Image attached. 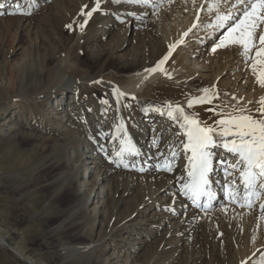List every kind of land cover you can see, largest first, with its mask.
<instances>
[{"label": "rangeland", "instance_id": "374dc122", "mask_svg": "<svg viewBox=\"0 0 264 264\" xmlns=\"http://www.w3.org/2000/svg\"><path fill=\"white\" fill-rule=\"evenodd\" d=\"M181 1H170L166 11L158 14L161 29L176 26L183 17V20L188 18L186 26L192 27L196 19L205 17L207 22L198 29L203 34L208 33L210 25L215 24V13L208 10L213 0ZM235 2L221 0L220 11L228 12ZM130 5L100 0L99 8L88 18L82 13L96 7V0H0V237L14 250L30 258L33 264H264V230L244 229L245 225H238L235 217L227 215L218 221L201 219L193 223L184 236H177L172 231L171 226H177L189 211L182 208L183 202L178 196H172L162 188L163 182L176 174L175 170L181 165L180 151L171 165L162 169L152 167L145 179L136 177L134 188L125 197L121 194L123 190H129L130 180L119 176V169L107 177L104 166L97 170L91 168L96 165V160L89 153L90 141L84 134L87 131L81 119L93 121L92 129L101 131L107 129L108 124H114L111 120L114 108L107 107L104 115V109L87 97L91 93L104 100L103 87L94 85L74 92L62 81L98 75L104 65L108 67L107 73L102 74L106 82L117 86L125 84L124 73L118 74L120 60L133 62L145 58L151 52V45L161 38L149 34L146 27H134L140 22L120 17L123 16L118 12L120 7ZM29 12L31 14H26ZM85 19L87 24L81 29L80 24ZM69 24L71 29L67 27ZM262 31L264 24L257 29L258 46ZM196 32L192 31L195 35ZM218 40L214 43L218 44ZM181 48L184 46H178L167 68L176 69L182 64L183 55L176 53ZM217 49L222 58L236 59L234 62L239 70L232 74L240 72V77L248 79L250 88L245 85L243 90L252 93L250 99L253 100L247 102L253 106L256 103V108H236L235 100L225 97L223 90L232 87L234 76H224L215 81L214 86L226 87L219 88L210 103H205L208 110L207 114L200 115L205 118L203 122L215 119L210 117V109L225 112L226 116L259 118L257 107L264 108L260 102L264 97V86L253 74L252 60L246 63L241 49L235 45ZM97 51L104 59L89 61L88 55H96ZM255 51L253 49L251 53L253 57ZM162 55L160 52L154 54L156 58ZM203 55L197 61L207 64L210 50L204 51ZM260 67L257 65L258 69ZM207 73L212 75L211 71ZM33 82H42L43 86L33 89ZM167 83L164 80L159 85H148L136 99L129 101L131 107H124L118 98L115 99L118 110L121 109L126 118L124 126L130 132L137 128L136 123L143 122L138 126L146 130V136L142 138L144 142L150 138L151 130H155L156 127H149L157 124L159 114L149 113L151 117L144 118L142 109L164 110L171 105L173 110L171 103H182L194 93L193 88L180 83L171 98L168 88L173 85ZM242 83L243 80H237L236 88H241ZM21 84L24 88H20ZM196 84L202 89L211 86L209 81ZM56 97L62 99V108L60 105L57 108ZM70 106H73V112L69 111ZM53 108L58 118L47 116ZM196 110L193 108L191 112ZM176 130L172 131L170 125L164 127L156 146L170 133L173 139L180 140L175 135ZM121 135L118 136L120 139L123 138ZM136 136L138 141V137H142L141 131ZM123 141L126 140L123 138ZM114 152H117V146ZM151 152L148 158L131 157L128 162L138 160L139 164L145 162L148 167L152 166L158 157ZM85 155L89 159L83 158ZM214 155L215 162H218L221 157L219 149ZM118 159L117 156L106 162L113 165ZM132 171L134 175H141L137 170ZM162 174L164 181L159 177ZM100 188L103 198L99 196L96 201L98 207L101 206V214L94 220L96 203L92 202V194L88 202L84 196ZM76 190H80L79 196H76ZM166 197H173V202H164ZM145 199L149 201L142 204ZM149 202L152 203L150 208L147 206ZM77 219L83 221L84 231L74 223ZM66 248L74 250L70 252ZM0 252L8 254L11 260L3 264H28L27 260L20 259L1 244Z\"/></svg>", "mask_w": 264, "mask_h": 264}, {"label": "bare ground", "instance_id": "6f19581e", "mask_svg": "<svg viewBox=\"0 0 264 264\" xmlns=\"http://www.w3.org/2000/svg\"><path fill=\"white\" fill-rule=\"evenodd\" d=\"M170 1L172 0H155V3L157 5L156 7H153L152 4H149L150 7L144 8L143 6H141V4H134V3L133 4L131 3L130 7H126L122 9L120 7L118 12H120V14L123 15L120 16L122 19L124 18L125 20V18H131L132 21H136L138 23L140 22V25L135 24L134 27H138V26L146 27L148 29L149 34L151 35L156 34V36L161 37L160 39H157L154 44L151 45V52L148 53V55H145V58L136 59L133 62H126L125 60L124 61L120 60L117 69H118V74H120L121 72L124 73L122 77L125 79V84L123 86H117L116 84L106 82L102 78V74H105L108 71V67L104 65H101L102 73L98 75H92L89 77L81 76L80 78H76V79H70V80L67 79L66 82H64V80L62 81V84L65 87H68L74 92H80L81 90H84L86 88L88 89L90 86H94V85L103 87L106 93L105 94L106 98L104 100H102L98 96L92 95L91 93H88L87 97H89L95 104H98L99 108L104 109L103 113L101 112L104 115H105V111L107 110V107L114 108V111L111 113V120H113L114 124L113 125L110 124V126L108 124L107 129L105 127L101 131H94L91 127L93 121L84 120V118L81 119L82 122L84 121V126L86 127V131H87L86 133L84 132V134L86 135L87 139L90 141L89 143L90 145L88 146V148H90L89 153L91 154V156H93V159L96 160L95 161L96 165L92 166L91 168H95V170H97L99 167L104 166L107 177L110 176V173L119 169L120 171H117L119 176L127 177L130 180V182L128 181L130 183V186L128 187L129 190L125 189L122 191L121 194L122 197H125L128 195V192L134 188L135 185L134 179H136V177L145 179L147 178L148 176L147 174L151 171L152 167L156 169H160V168L162 169L165 166L171 165L180 151L182 153L181 159L179 161L181 165L178 169L175 170L176 174H173V176L170 177L167 181H164L163 174L159 175L161 181H164L162 187L164 192H168V194L172 196L174 195L178 196L179 201L182 200L183 202L181 205L182 208L189 209V211L183 215L181 220H179L177 226H171V229L173 232H175V235L184 236L190 230L191 225L196 221H200L201 219L206 218L207 220L208 218L213 221L214 220L218 221L219 219L221 220L222 217L225 216L227 217V215L229 217L232 216V218L235 217L238 225L241 226L245 225V227H243L244 229L249 228V230L252 229L254 231L257 230L262 231L264 230V225H263L264 210L261 209L260 205L264 204V192H261V194L258 196H251L249 198L250 200V206H249V202L246 201L244 198V186L240 179V173L239 171L233 170L229 166L230 163L235 162L236 157L222 147V143L224 142V140H230L231 137L222 138L220 135H217L215 138L216 146H210L209 151L212 152L213 156L211 161V170L208 173L209 185L207 188V192L211 193V198H209L207 194H204L201 195L194 202L189 196L184 195V191H183V186L189 180L188 156H190V153H186L183 148V142H186V136L184 135L185 129L181 127V124L184 123L183 119L182 118L173 119L169 117L167 115L168 111L171 110L169 108L160 111H157L156 109L151 110L149 108L142 109L141 115L144 118L151 117L148 115L149 113L152 115L155 113L159 114V117L157 118L158 120L157 124L154 123L149 127V128H155V127L156 128L154 131L153 129L151 130L150 138L147 140V142H144L142 139L143 137L146 136L145 135L146 130L141 129L138 126V124L141 125L143 122L136 123L135 127L137 128H134L133 132H130L129 128H126L124 126V124H126V118L122 114L121 109L120 111L118 110L115 99L118 98L124 104L123 105L124 107L125 106L131 107L132 102L129 101L136 99L137 95L139 93H142L148 85L151 86L159 85L162 84L164 80L168 81L167 84L173 85L170 88H168V91H171L170 92L171 98L175 93L173 90L179 89L180 83L186 85L187 88H193V90H191L194 92L192 97L185 99V101L183 100L184 102L183 101L182 103L179 102L180 104L177 103V101L176 103L170 102L171 104H173V110H172L173 114L174 116L177 117L180 116V113L175 112V109L177 106H179V108L183 110V113L185 115L189 117L198 118L199 121L203 122L205 118L204 117L201 118L200 115L207 114L206 113L208 110L207 105L205 103H196L192 107H189L188 101L204 95H207L208 97H210V99L213 98L218 93L219 88L223 89V87H226L223 85H222L223 87L221 85H219V87L214 86L215 81L220 80V78L224 76L227 77L234 76V81H232L233 82L232 87H230L229 89H223L225 91L224 94L225 97H227L228 99H234L236 103V108L252 109V110L256 108L255 105L256 103L254 104L255 106L254 108V106L252 105L253 103L250 102L251 104H248L249 102H247V100H249L252 97V93L247 92V90H243L245 85L248 86V88H250V83L247 81L248 79L246 77L245 78L240 77L241 74L240 72L237 74H232L233 72H237L239 70L237 63L234 62V60L236 59L230 57L227 59L222 58L219 55L217 48L215 51H213V48L216 47L217 45V43L215 44L214 42L220 38L221 33L223 31L222 29H214L213 27H209L208 33L206 34L201 33L202 30L198 29V27L199 26L202 27L201 26L202 23L207 22L204 21L205 17L198 18L196 19L197 21L195 20L196 21V23L194 22L195 27L192 26L194 27L193 30L191 25L188 27L186 26L189 23L187 22L188 18L187 20L186 19L183 20V18L185 17L181 18L182 20L180 19L181 20L180 23L176 24V26L175 25L174 27L166 26L162 28L163 30L161 29L160 26L161 22L160 23L158 22V14L163 13L164 10L167 9ZM112 11L115 12V10ZM229 11H235V9L230 8ZM144 22H147L148 24H142ZM192 31L193 32L197 31L196 33L198 35L197 34L195 35V33L193 34ZM185 33H187V35H185ZM192 36L195 37L192 38ZM178 46H182V47L184 46L183 49L181 48L176 52V53H181L183 55V62L176 69L167 68L166 65L168 64V62L172 61ZM206 50H210V55H211V57L209 56L207 64L206 62L204 63V61H197L199 57H202L204 51ZM158 52L162 53L163 55L161 57L156 58L154 54ZM102 56L103 54L100 51H97L96 55L89 54L88 59L89 61H95L96 59H102ZM165 57H167L166 60H164ZM161 60H164V63L160 65V67L155 72L149 73L147 71L148 69L156 68ZM208 71L212 72L211 76L208 75L207 73ZM239 79L243 80L242 87L236 88V82ZM200 81L210 82L211 86L207 88L209 90L207 94L204 93L203 91L204 89H202V86L196 84V82H200ZM42 86H43L42 82H36V83L33 82L31 85L33 89L41 88ZM20 88H24V85L21 84ZM117 90L123 93L124 95L117 97L116 95ZM41 93H43V91ZM96 99H99L100 101ZM55 101L57 103V108H58L62 102V99L60 101L59 97H56ZM102 101H107V103L106 104L102 103ZM60 108H62L61 105ZM193 108L197 110L195 112L193 111L191 112V109ZM203 108L205 109L202 112L199 111V109H203ZM257 108L259 109V107ZM69 111L73 112V106L69 107ZM257 112L259 113V111ZM210 113H211L210 117L215 119L208 123L204 122L202 126H211L216 130L217 133H219L222 129L220 128L219 125H217L216 122L220 119H227L228 116H232L231 114H228V116H226L225 112H220L218 110H210ZM47 116L52 117V119H54L57 116V111H55V108H53L52 112H50V115ZM101 119L103 118L101 117ZM163 124H165V126H163ZM168 124L171 126L172 131L174 130V128L177 129L175 135L176 137L179 136L180 140H177L176 138L173 139L171 135L172 133H170V136H167L166 139H164L161 143H159L158 146H156L161 138L164 127L169 126ZM160 125L162 128H159ZM12 128L14 129L15 127ZM159 129H161V131H159ZM139 131H141L142 137L140 138L138 137V141H137L136 133ZM120 134H122L121 138L123 136V138L126 140L124 141L125 142L124 147H127L129 144L134 145L135 148L138 149V152L125 151L122 156H118L119 157L118 161H114L113 165L111 164L109 165L107 164L106 161L110 159L112 160L114 159V157L116 158L117 153L120 152L121 150L123 138L122 139L119 138ZM177 143L179 144L178 146ZM116 146H117V152H114ZM218 149L221 153L220 156L221 157L222 155L224 156L223 158H220L218 162H215L214 154ZM150 151H153L151 153H154V156L158 157V159L156 160V162L152 164V166L148 167V165L145 162L139 164L138 160L128 162V159L131 160V157L132 159L139 158L140 160L148 158ZM83 158L89 159L87 155H85ZM153 159L155 161L156 158L153 157ZM133 169L137 170V173H140L141 175L139 176L134 175L135 173L132 171ZM86 171L88 172L87 168ZM88 175H89L88 177L89 180L91 171H89ZM233 181L235 182L234 185H233ZM86 186H88L87 183ZM234 190H238L239 195H237L233 199L230 196V193L233 192ZM257 191L259 192L260 190L257 189ZM75 194L76 196H79L80 190H76ZM91 194H92V202L96 203L95 204L96 206L93 209L94 214L92 215V218L94 220H97L98 215L101 214V212L99 211V208L101 206L98 207L99 205H97L96 200L97 198H99V196L102 197L103 192L101 188L99 190L97 189L96 191H94V193H91V191L88 192L84 196L86 197V202H88L89 195ZM78 200H81V198H79ZM173 200H174L173 197H166L164 202L170 204L173 202ZM148 201L149 199H145L143 200L142 204L147 203ZM151 204H152L151 202L148 203L147 205L148 208L151 207ZM156 206L157 208L159 207V205ZM154 207L155 206H153V208ZM165 207L168 206L166 205ZM74 223L78 224L82 230L85 228V225H83L84 223L81 219H77V221ZM146 224L149 225L148 222H146ZM57 229L58 228H56L55 231ZM258 236L260 235L258 234ZM0 244L3 247H6L2 243ZM70 249L66 248V251L69 250L71 252L72 250H74V249L72 250ZM16 252L18 253L19 255L18 257L20 259H25L27 260L28 264H33V261L30 258L25 257V255L22 252H18V251Z\"/></svg>", "mask_w": 264, "mask_h": 264}, {"label": "snow or ice", "instance_id": "6c2138e0", "mask_svg": "<svg viewBox=\"0 0 264 264\" xmlns=\"http://www.w3.org/2000/svg\"><path fill=\"white\" fill-rule=\"evenodd\" d=\"M113 3H134L149 5L156 7L155 0H112ZM100 0H96V7L91 11L82 13L90 18L98 8ZM221 0H213L209 5V12L215 13V24L210 25L214 29H222L219 43L213 48V51L218 47H226L229 45L238 46L241 49V55L245 62L252 60L250 67L253 74L257 76V82L264 86V31L259 35L257 45V29L261 24H264V0H236L231 5L235 11L222 12L220 11ZM26 14H31L26 13ZM87 24L85 19L83 24H80L81 29ZM72 28V25H67ZM195 27V25H194ZM187 35V33H185ZM255 49V56L251 55ZM167 57L164 58L166 60ZM161 60L156 68L148 69L149 73L155 72L160 65L164 63ZM257 65L261 67L258 69ZM205 94L208 89L203 90ZM117 97L124 95L116 91ZM264 104V97H261ZM107 103V101H102ZM196 103H210V97L207 95L194 98L188 101V106L192 107ZM171 109V105H169ZM211 110V109H210ZM157 111H160L157 109ZM260 112L259 118H254L252 115L229 116L227 119H220L216 123L222 129L219 133L211 126H202L204 122L198 118L189 117L183 113V110L176 107L175 112H179L180 116H174L173 111L169 110L167 115L173 119H183L184 123L181 127L185 129L184 135L186 142H183V148L188 156V182L183 186L184 195L189 196L194 202L204 194L211 198V193L207 192L209 185L208 173L211 170L212 152L209 151L210 146H216L215 138L220 135L222 138L231 137L230 140H224L222 147L236 157L234 163H230V167L239 171L240 179L244 186V198L249 202L251 196H258L264 192V108L258 109ZM122 147L117 156H122L125 151L138 152L134 145L129 144ZM170 171L171 168L169 167ZM233 181V185H234ZM257 189L260 191L258 192ZM239 195L238 190L230 193L234 199ZM243 206V205H242ZM264 210V204L260 205Z\"/></svg>", "mask_w": 264, "mask_h": 264}, {"label": "crops", "instance_id": "0c3cea01", "mask_svg": "<svg viewBox=\"0 0 264 264\" xmlns=\"http://www.w3.org/2000/svg\"><path fill=\"white\" fill-rule=\"evenodd\" d=\"M7 240L8 238L5 237ZM9 242V241H8ZM2 248V247H1ZM19 251V250H18ZM11 260L8 256V254L4 253V252H0V264H3V263H10Z\"/></svg>", "mask_w": 264, "mask_h": 264}, {"label": "water", "instance_id": "95a60500", "mask_svg": "<svg viewBox=\"0 0 264 264\" xmlns=\"http://www.w3.org/2000/svg\"><path fill=\"white\" fill-rule=\"evenodd\" d=\"M0 243H2L3 245H5L6 248L8 250H10L11 252H13L16 256H19L18 253L11 246H9L5 241H3L1 238H0Z\"/></svg>", "mask_w": 264, "mask_h": 264}]
</instances>
